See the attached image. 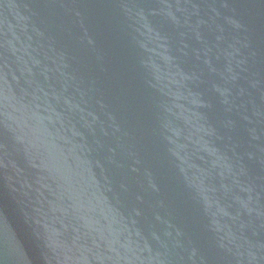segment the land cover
<instances>
[{"label": "water", "instance_id": "95a60500", "mask_svg": "<svg viewBox=\"0 0 264 264\" xmlns=\"http://www.w3.org/2000/svg\"><path fill=\"white\" fill-rule=\"evenodd\" d=\"M0 264H264V0H0Z\"/></svg>", "mask_w": 264, "mask_h": 264}]
</instances>
